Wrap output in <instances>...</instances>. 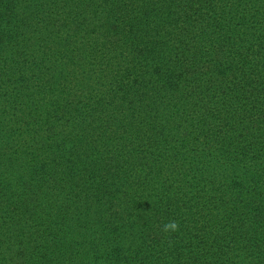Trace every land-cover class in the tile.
Wrapping results in <instances>:
<instances>
[{
	"label": "trees",
	"instance_id": "obj_1",
	"mask_svg": "<svg viewBox=\"0 0 264 264\" xmlns=\"http://www.w3.org/2000/svg\"><path fill=\"white\" fill-rule=\"evenodd\" d=\"M0 264H264V0H0Z\"/></svg>",
	"mask_w": 264,
	"mask_h": 264
},
{
	"label": "clouds",
	"instance_id": "obj_2",
	"mask_svg": "<svg viewBox=\"0 0 264 264\" xmlns=\"http://www.w3.org/2000/svg\"><path fill=\"white\" fill-rule=\"evenodd\" d=\"M163 232L165 233H174V232H177L179 231V224L178 222L176 221H169L168 223H166L164 226H163V229H162Z\"/></svg>",
	"mask_w": 264,
	"mask_h": 264
}]
</instances>
